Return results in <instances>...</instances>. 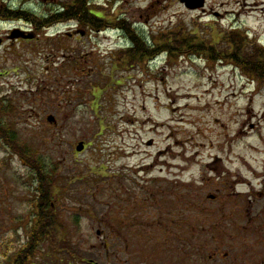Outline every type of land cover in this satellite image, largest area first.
I'll return each mask as SVG.
<instances>
[{"label":"rangeland","instance_id":"374dc122","mask_svg":"<svg viewBox=\"0 0 264 264\" xmlns=\"http://www.w3.org/2000/svg\"><path fill=\"white\" fill-rule=\"evenodd\" d=\"M70 2L0 0L2 12L32 15L0 22V125L36 152L47 182L57 180L50 190L66 230L60 251L45 243L44 260L37 256L34 264H141L144 256L163 264L161 243L172 240L163 227L187 223L198 233L191 261L209 262L212 245L203 254L197 246L213 239L200 236V225L225 226L219 230L230 235L237 193L255 186L264 194V84L247 76L241 61L224 59L233 31L242 49L229 57L251 62L252 48L264 47V12L245 11L264 9V0H207L198 10L179 0H90L113 29L77 39L66 36L78 29L74 21L34 29ZM120 22L148 46L142 60L123 65L130 45L114 30ZM16 26L38 37L22 41ZM191 40L204 45L201 56L189 50ZM165 42L178 43L181 56L161 54ZM37 176L0 138L1 255L25 242L21 229L35 212ZM109 225L133 226L112 244L120 256L111 260L102 240ZM233 243L223 239L221 251L231 260ZM252 255L259 260L264 248Z\"/></svg>","mask_w":264,"mask_h":264},{"label":"flooded vegetation","instance_id":"af4514ba","mask_svg":"<svg viewBox=\"0 0 264 264\" xmlns=\"http://www.w3.org/2000/svg\"><path fill=\"white\" fill-rule=\"evenodd\" d=\"M75 22H77L78 29L72 30V28H70L68 29V31L70 32L66 33V36L71 39H77L81 35L82 36L85 35L86 37H88L93 34H98L102 32V30L104 31L105 30L104 28L108 29V27L112 25V23L108 20V18L101 16H99V18L84 19V21L77 20ZM94 23L99 25V27L97 25L95 26ZM46 24L50 25L49 22H47ZM51 26H47L46 29L47 30L50 29ZM14 31H18V35L22 37L21 40L27 42L30 41L28 39H25L23 36L25 35L34 36L36 34V33L34 34L33 31H27L19 26L14 27ZM136 52L139 57L140 49L136 50ZM254 187L255 186L251 187L252 189L249 193H244V192L237 193V225L235 226L232 225L231 230H229V232L232 234L226 236L225 230H219L221 228H225V226L215 225V226L206 227L200 225V227L204 228L203 230L201 229L202 232L200 236L202 238L208 236V237H212L213 239L212 241L209 242H205L204 240L200 241L202 244L198 242V246H197L198 247L197 252L203 254L205 253L203 248L206 247L207 244L212 245L213 251L209 262L197 261L196 263H193L191 261L193 255V238L195 236L197 237L198 233L195 231L197 226H193V224L190 223L182 224L179 226L169 225L163 227L164 229L169 230L170 232L169 239L172 240L170 242V245L165 244L164 242L161 243L162 246L160 247V249L162 254H164V257H161L159 261H164L163 264H264V255L260 256L259 260H256L252 255V249L255 248L256 246H261L264 248V209L259 208V204H261L264 194L258 192ZM34 209L35 211L36 210L38 211L37 204ZM37 216L38 214L36 212L35 218L34 217L31 218V220H28V218H26V220H28L29 226L26 224V226L23 228L25 234V242H22V246H20L19 249L13 251L10 250V252L5 253L4 255L0 254V264H15L16 262L15 260L17 259V254L27 250H28L27 263L34 264V260L36 259L37 256H39L41 260H44L46 254L41 251V247L45 243H48L49 245V242L45 237L33 238V234L37 233L38 231L37 222L35 220ZM107 228L109 229V232L107 235H105V237L102 238V240H105L104 246L108 253V259L111 260L112 258H117V256H120L117 251L112 250L113 249L112 244L115 242V240H120L121 238H123L121 234L126 229L133 228V226L109 225ZM194 232H196V235L194 234ZM178 233H180L181 235L179 236ZM214 239L222 240V241L221 243H219L217 241H214ZM223 239H227L228 241L234 239L233 244H234L236 257L235 258L233 257L232 260L228 257V254L222 256L221 251L225 245V244L222 245ZM65 240L66 239L63 240V243H65ZM145 243L146 242H144L143 244ZM29 247L30 249L37 248L35 252L36 255L34 258L30 256V254L32 253H30ZM187 249H189L190 251H188ZM1 259L4 260L3 263H1ZM73 259L77 262L81 260L78 253H74ZM222 259L231 260V262L225 263V261L224 260L222 261ZM143 260L144 261L141 264L157 263V261L153 260L151 256H144ZM69 264H75V263L69 262ZM90 264H97V263L90 262ZM125 264H130V263L126 262Z\"/></svg>","mask_w":264,"mask_h":264},{"label":"trees","instance_id":"16d2710c","mask_svg":"<svg viewBox=\"0 0 264 264\" xmlns=\"http://www.w3.org/2000/svg\"><path fill=\"white\" fill-rule=\"evenodd\" d=\"M89 1L90 0H71L70 4L65 6L64 13L53 16V18L55 19H53L52 21H57V20L67 21V20H74V19L79 20V21H84V19L99 18V16L101 15L97 14L91 8V6L89 5ZM18 15L19 13L11 12L9 10H5V12H2L0 10L1 19H8V18H12L13 16L16 17ZM30 15L29 13H23L22 17L28 20L32 17V15L31 16ZM47 20L50 21L51 19L50 20L47 19ZM43 21L41 19L40 21H36V22L41 24ZM94 24L95 26L97 25L96 23ZM97 26L99 27V25ZM117 26L123 27L124 30L130 34V39L132 40L133 46H134V48H132L125 55L124 63L125 61H128V63L135 62L138 60V58L142 59L144 58V56H147L148 46L141 40L140 41L137 40L135 36H131L130 29L128 26L125 25V22H120ZM237 34H240V33L233 31L227 35V41H226L227 56H225L224 59H227V61L234 62L235 65H237V60L241 61V62H238V65L242 66L241 68L246 73V75L256 80L257 82L264 84V48L259 47V46H255L252 48L253 53H250L251 62H248V61L243 62L242 58L239 60L237 59V57H229L230 55H234V54H236L237 56L239 53V50L242 49V41L240 40L239 37L237 38ZM162 45H163V47H161L162 51L163 50L167 51L169 53L170 58L177 59L181 56L180 53H177V48L180 46L178 43L175 42V45L173 46L169 44L168 42H165ZM138 49H140L139 57L136 52V50ZM189 50H192V51L199 50L197 52L198 53L197 56H201L199 52H202L204 50V45L197 41L193 44V41L191 40L189 44ZM161 53H164V52H161ZM209 56L211 57H207V58L211 62L216 63V61H218V59L214 58L211 54ZM0 138L3 139V142H5L9 146L10 150H13L15 152L16 156L19 158L21 163L26 164L29 168L35 169L37 173L40 174L41 177L37 176L36 178L37 181H39V184L37 186V193L39 194L38 204H37L38 211L36 210L38 216L35 219L37 222L38 231L37 233L33 234V238L45 237L48 240L49 245L53 248V250L60 251L59 243L63 242V240L66 239V236H65L66 230L64 229L62 225L60 216L57 215L56 213V205L53 202L55 195L54 194H52L54 196L51 195V191H53L54 187L50 190L51 184H54L55 182L57 185V180L53 178V182L51 181L47 182V179L41 175V171L43 169V163H41V161L38 159L36 152L30 147L24 146V144L20 141L17 134L11 128L0 125ZM51 179L52 178H50V180ZM65 192H66V188L59 190L60 197L66 194ZM36 249L37 248L30 249V253H32L30 254V256L32 258H34L36 255L35 254ZM27 251L20 252L17 254V259L15 260L16 261L15 264H29L27 263L28 261Z\"/></svg>","mask_w":264,"mask_h":264},{"label":"water","instance_id":"95a60500","mask_svg":"<svg viewBox=\"0 0 264 264\" xmlns=\"http://www.w3.org/2000/svg\"><path fill=\"white\" fill-rule=\"evenodd\" d=\"M182 4H184L186 6V8L190 9V10H198V9H202L205 6V2L206 0H179ZM14 39L17 38V36L15 37V35H13ZM31 38V37H29ZM0 45H1V41H0ZM48 121L50 123H55V118L54 117H49ZM84 144L80 143L79 146L77 147V152L81 153L84 151Z\"/></svg>","mask_w":264,"mask_h":264},{"label":"bare ground","instance_id":"6f19581e","mask_svg":"<svg viewBox=\"0 0 264 264\" xmlns=\"http://www.w3.org/2000/svg\"><path fill=\"white\" fill-rule=\"evenodd\" d=\"M245 11H246V12L257 13L258 11H262V12H264V9H263V8H258V7H256V5H255V6L246 5V7H245ZM187 124H189V123H187Z\"/></svg>","mask_w":264,"mask_h":264}]
</instances>
